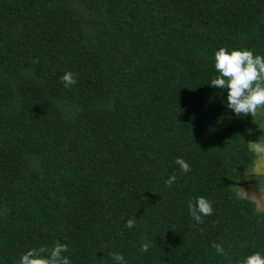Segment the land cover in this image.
Instances as JSON below:
<instances>
[{"label": "trees", "instance_id": "trees-1", "mask_svg": "<svg viewBox=\"0 0 264 264\" xmlns=\"http://www.w3.org/2000/svg\"><path fill=\"white\" fill-rule=\"evenodd\" d=\"M220 47L264 55V0H0V264L55 243L70 264L264 255V210L232 186L262 136L209 85Z\"/></svg>", "mask_w": 264, "mask_h": 264}, {"label": "clouds", "instance_id": "clouds-1", "mask_svg": "<svg viewBox=\"0 0 264 264\" xmlns=\"http://www.w3.org/2000/svg\"><path fill=\"white\" fill-rule=\"evenodd\" d=\"M213 61L217 75L209 85L226 92V107L236 116L256 117L264 110V55L254 54L248 49H226L220 47L214 51L210 58ZM77 82L72 72H65L61 77L64 87H70ZM248 150L257 158L264 159V142H249ZM182 173L190 172L191 166L183 158L177 157L174 161ZM176 180L171 175L165 184L171 186ZM188 212L197 222L202 223V217L213 214L212 204L205 197H195L188 202ZM136 219H128L125 227L132 228ZM216 253L225 257L227 264H264V255L254 252L250 255L236 259L234 262L228 253L218 243L211 245ZM149 245L142 244L140 251H147ZM68 251L66 244L55 243L52 247L31 248L20 257L19 264H70L68 257L62 255ZM114 264H125L124 256L120 253H110Z\"/></svg>", "mask_w": 264, "mask_h": 264}, {"label": "rangeland", "instance_id": "rangeland-1", "mask_svg": "<svg viewBox=\"0 0 264 264\" xmlns=\"http://www.w3.org/2000/svg\"><path fill=\"white\" fill-rule=\"evenodd\" d=\"M254 128L262 136L258 142H264V110L255 117ZM232 186L239 196L252 200L255 208L264 210V159L253 156L249 168L238 174Z\"/></svg>", "mask_w": 264, "mask_h": 264}]
</instances>
